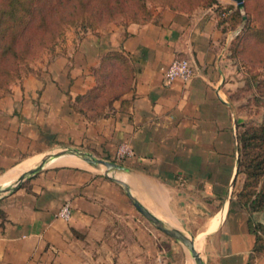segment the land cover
<instances>
[{
    "label": "crops",
    "instance_id": "obj_1",
    "mask_svg": "<svg viewBox=\"0 0 264 264\" xmlns=\"http://www.w3.org/2000/svg\"><path fill=\"white\" fill-rule=\"evenodd\" d=\"M215 11L214 5L164 8L145 22L85 31L74 38L70 76L61 54L39 75L22 76L0 96V169L33 157L36 141L69 127L74 147L123 166L115 176L152 214L193 238L203 264H264L248 220L264 225V208L250 216L229 206L238 183V119L224 94ZM111 50L124 55L129 85L104 114L86 118L70 103L97 84L95 69ZM174 56L186 57L193 75L165 83ZM75 158L45 165L0 195V264L191 261L183 244L133 206L121 184ZM64 201L66 220L56 215Z\"/></svg>",
    "mask_w": 264,
    "mask_h": 264
},
{
    "label": "trees",
    "instance_id": "obj_2",
    "mask_svg": "<svg viewBox=\"0 0 264 264\" xmlns=\"http://www.w3.org/2000/svg\"><path fill=\"white\" fill-rule=\"evenodd\" d=\"M148 1L166 3L169 9L193 10L173 6L172 0ZM180 1L191 6H217L216 0ZM261 10L264 15V3ZM150 16L145 0H0V96L41 53L53 49L67 26L95 29L116 18L145 22L152 19ZM236 40L240 41L234 48L241 43L250 46L253 53L260 52L253 63L264 65V19L257 27L243 25ZM95 71L97 84L77 94L70 103L73 110L90 119L104 114L105 106L130 81L126 59L118 50L106 52ZM235 136V176L242 175V181L229 206L236 205L251 216L264 208V118L256 124L237 122ZM248 220L255 233L253 249L263 251L264 225L251 217Z\"/></svg>",
    "mask_w": 264,
    "mask_h": 264
},
{
    "label": "rangeland",
    "instance_id": "obj_3",
    "mask_svg": "<svg viewBox=\"0 0 264 264\" xmlns=\"http://www.w3.org/2000/svg\"><path fill=\"white\" fill-rule=\"evenodd\" d=\"M216 1L217 6L214 5L216 9L215 12L218 15V19L220 20V28L223 32V35L219 41V50L220 54L223 56V66L226 71L227 79V84L224 87V94L226 98L232 102L238 122L251 124L259 123L264 118V65L253 62L256 61L255 57L260 55V52L253 53V49L250 46H243L242 43L238 46H235V48L234 45L236 42L240 41L236 40V36L240 34V30L242 29L243 25L247 24V27H257L263 21L264 15L261 7L264 3V0H243V5L240 8L237 7L233 0ZM145 3L148 10H150V17L152 18H156L162 9L167 8L166 3H154L148 0H145ZM171 5L186 10L204 8L196 5L191 6V4L180 0H172ZM130 22L131 21H124L121 18H116L100 25L95 29L81 28L77 25H69L65 28L62 38L57 40L53 49L51 51H44L41 53L32 63H30L29 70L22 76L29 72L39 75L40 71H44V69L47 68V65L53 59V57L60 54L65 59V66L64 70L62 71L67 72V75L70 76L72 72V66L74 64V38L88 30L100 31V29H104L109 25H125ZM66 66L69 67L67 70L65 69ZM21 77L12 81L10 85L16 83ZM35 145L37 151L32 155L33 157H25L9 168H1L0 178L6 176L5 174L9 175L13 173H17V176L21 171L24 170V167L26 166L25 164L27 162L33 161L35 157L39 159L41 154L45 152L57 150L59 147L64 145L74 147V131H71V129L67 127L66 130L64 128L55 133L48 132L46 143H44L41 139V141H36ZM67 156L68 158L62 159V162L60 161L59 164L75 163L76 158L74 156ZM36 161L37 160L33 161V163ZM54 164L55 163L50 160L46 165ZM241 181L242 175L239 174L237 179L238 183L232 188V195L235 196V192L238 190ZM187 257H189L188 254L186 258ZM190 259L192 263L195 264L193 258L190 257ZM184 262V257H182L179 263L184 264Z\"/></svg>",
    "mask_w": 264,
    "mask_h": 264
},
{
    "label": "water",
    "instance_id": "obj_4",
    "mask_svg": "<svg viewBox=\"0 0 264 264\" xmlns=\"http://www.w3.org/2000/svg\"><path fill=\"white\" fill-rule=\"evenodd\" d=\"M237 7H242L243 0H233ZM60 155H69L75 156L79 159L85 161L91 166L99 168L102 170V173L122 185L124 188L129 200L133 204V206L157 229L163 231L173 239L179 241L184 247L187 249L189 255L193 258L195 264H203L202 260L199 255V250L194 244L193 238L185 234L183 231L168 226L163 221H161L158 217L152 214L148 209H146L139 201H137L129 192L128 187L125 182L120 180L118 177L115 176L114 171L123 169V166L111 159L100 158L94 156L89 151L82 150L78 147H72L68 145H64L59 147L57 150L45 152L41 154L39 159L35 157L34 161L37 160L35 163L26 168L25 170L21 171L18 176L14 179V181L9 185H1L0 184V195L7 193L13 189H15L25 178L29 177L30 175L34 174L41 168H43L47 162H49L54 157Z\"/></svg>",
    "mask_w": 264,
    "mask_h": 264
},
{
    "label": "built area",
    "instance_id": "obj_5",
    "mask_svg": "<svg viewBox=\"0 0 264 264\" xmlns=\"http://www.w3.org/2000/svg\"><path fill=\"white\" fill-rule=\"evenodd\" d=\"M193 75L192 64L186 57L174 56L167 64L163 72V81L170 83L174 78L187 80ZM56 215L62 219H68L70 215V205L64 201L58 208Z\"/></svg>",
    "mask_w": 264,
    "mask_h": 264
},
{
    "label": "bare ground",
    "instance_id": "obj_6",
    "mask_svg": "<svg viewBox=\"0 0 264 264\" xmlns=\"http://www.w3.org/2000/svg\"><path fill=\"white\" fill-rule=\"evenodd\" d=\"M61 156V157H60ZM60 156H57V157H55V158H53V163H58V161L59 160H61V159H64V158H68V156L67 155H65V156H62V155H60ZM58 157H60V158H58ZM34 161V160H33ZM33 161H30V162H27L25 165V167H24V170L26 169V168H28V166L29 165H31L32 164V162ZM75 164V163H74ZM16 174L17 173H13V174H9V175H6V176H3L2 178H0V183L2 184V185H9V184H11L13 181H14V179L18 176H16ZM15 177V178H14ZM190 264H193L192 263V261H190L189 262Z\"/></svg>",
    "mask_w": 264,
    "mask_h": 264
}]
</instances>
